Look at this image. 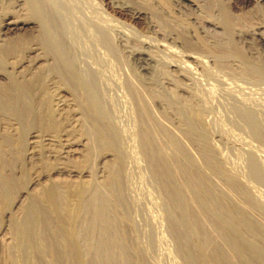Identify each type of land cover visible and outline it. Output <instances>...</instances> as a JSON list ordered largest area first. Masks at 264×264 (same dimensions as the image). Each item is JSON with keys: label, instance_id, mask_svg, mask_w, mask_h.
<instances>
[{"label": "rangeland", "instance_id": "374dc122", "mask_svg": "<svg viewBox=\"0 0 264 264\" xmlns=\"http://www.w3.org/2000/svg\"><path fill=\"white\" fill-rule=\"evenodd\" d=\"M53 1L65 14L58 13L66 36L56 38L61 39L57 47L60 54L66 51L62 55L75 84L59 78L44 47L34 44L36 24L6 28L0 18L1 43L9 47L28 40L32 50L15 75L42 81L46 117L43 127L0 118V132L10 140V148L3 147L5 161L13 166V172L4 171L13 182L12 197L0 195V264H94L103 227L90 226L88 202L96 192L111 213L112 236L119 237L114 253L124 251L125 264H264V4ZM132 11L144 14L136 17ZM25 12L9 21L26 18ZM135 52L145 61L135 59ZM166 167L173 171L168 174ZM200 174L207 180L203 185ZM50 192H56L60 208L50 204ZM179 193L184 208L174 202ZM213 193L218 200L205 209L202 203ZM36 206L46 212L49 227L33 225ZM50 232L55 237L50 239Z\"/></svg>", "mask_w": 264, "mask_h": 264}, {"label": "bare ground", "instance_id": "6f19581e", "mask_svg": "<svg viewBox=\"0 0 264 264\" xmlns=\"http://www.w3.org/2000/svg\"><path fill=\"white\" fill-rule=\"evenodd\" d=\"M53 0H0V7L3 11H5V13L3 12L2 14L0 13V18L4 19L5 21L3 26L8 28V27H15L18 29V27H23V26H30V25H33V24H36L38 26V34L36 35V37H33V40H34V44L37 42V43H40L41 46L44 47L45 51H46V54L48 55L49 58H52V62L50 60V62L52 63V66H51V70L56 73V75H58L59 78L63 79L64 81L66 82H69L71 84H73V78L70 79L69 77V72H68V69H72L71 68V65L69 66L70 68H68V66H66V63H65V59H64V52L65 49H64V52L63 53H59V50L57 47V45L59 44V39H56V38H59V37H63V36H66L64 35L65 33V30L61 28L60 25H58V8L56 10V6L54 5V1L52 2ZM58 2V0H56ZM64 2V1H63ZM259 3L261 4H264V0H258ZM70 3V2H69ZM61 5V4H60ZM189 6L193 7H197L194 3L190 2L188 3ZM62 6V5H61ZM60 6V8H61ZM59 7V6H58ZM64 7V6H63ZM67 8V7H66ZM26 11L28 15H26V18H23L21 19V16L20 18L18 17V19L14 20V21H9V18L10 16H14V15H19L21 14L20 12L22 11ZM131 11V10H130ZM25 12V13H26ZM19 13V14H17ZM62 13V11H61ZM133 15L136 16V17H141L143 16L144 13H141V12H137V11H132ZM131 13V14H132ZM60 14V13H59ZM64 14V13H63ZM63 14H60L61 16ZM60 16V17H61ZM65 17V14L64 16ZM62 17V18H63ZM134 17V18H136ZM67 18V17H66ZM70 19V17H68ZM14 19V18H13ZM68 19V20H69ZM60 20V19H59ZM63 19H61L60 23L62 22ZM79 20V19H78ZM65 22V21H63ZM71 22V21H70ZM73 22V21H72ZM2 24V21L0 22ZM69 23V22H68ZM0 24V25H1ZM64 24V23H63ZM65 25V24H64ZM2 26V25H1ZM113 26V25H112ZM35 27V26H34ZM67 27V26H66ZM69 27V26H68ZM37 28V27H36ZM71 29L73 30V28L71 27ZM108 30V33H109V30L110 29H107ZM1 31V30H0ZM119 31V30H118ZM71 32V31H70ZM122 32V31H121ZM1 34V33H0ZM68 35V33H66ZM113 35V33H111ZM121 34V33H120ZM34 35V34H33ZM72 35V34H71ZM106 35V34H105ZM2 36V35H1ZM70 36V35H69ZM107 36V35H106ZM114 36V35H113ZM111 36V37H113ZM109 37V36H108ZM110 37V38H111ZM118 37V36H117ZM123 37V36H122ZM26 38V37H25ZM67 38H69L67 36ZM72 38V37H71ZM121 38V37H120ZM13 39V38H12ZM18 39V38H17ZM32 39V38H30ZM66 39V38H65ZM116 39V38H115ZM5 40V39H4ZM9 40V39H8ZM59 40V41H58ZM70 40V39H69ZM105 40V39H103ZM107 40V39H106ZM28 41V40H27ZM27 41L25 40H17L15 42H13L12 44H10L11 46L8 47V45H6L7 43L3 44V42L1 43L0 42V118H9V119H13L17 122H19L20 124H25L27 125V127L29 126L28 124L31 123L32 124H37V125H40V127L45 124V119L46 117L44 116V113H43V110H42V100H43V96L41 95L43 93V91L41 92V89H40V86H41V80H35L33 78V81L31 82H25V81H21L19 80L21 78V75L18 76L20 77L19 79L16 77V72L18 70V72H20L18 69L22 64H23V61L21 60L23 55L25 54V52H27L28 50H32V49H28L27 47ZM74 41V40H73ZM11 42V41H10ZM31 43H33L31 40H30ZM63 42V41H62ZM60 42V43H62ZM68 42V41H67ZM112 42V41H111ZM110 42V43H111ZM69 43H72V41H70ZM74 43V42H73ZM107 43V42H106ZM122 43V42H121ZM67 45V44H66ZM78 45V44H77ZM112 45V44H111ZM32 46V45H31ZM39 46V45H38ZM63 46V45H62ZM61 46V47H62ZM71 46V44H70ZM75 46V45H73ZM8 47V48H6ZM34 47V46H33ZM40 48V49H43ZM64 47V46H63ZM69 47V46H68ZM36 48V47H35ZM73 48V47H72ZM71 49V48H70ZM74 49V48H73ZM76 49V48H75ZM62 50V49H61ZM38 51V50H37ZM43 51V50H42ZM73 51V50H72ZM62 52V51H61ZM70 52V50H69ZM75 52V51H74ZM78 52V51H77ZM136 53V52H135ZM138 53V52H137ZM133 54L134 58L137 59V60H140V61H145V58L143 57V55L141 54ZM27 54V53H26ZM64 54V55H62ZM75 54V53H74ZM90 54V53H89ZM69 56V55H68ZM70 56H71V53H70ZM73 56V55H72ZM11 57H20L19 59V63H15V65H12L11 63H9V59ZM67 57V56H66ZM65 57V58H66ZM78 57V56H77ZM40 58V57H39ZM68 58V57H67ZM73 58V57H71ZM191 58V57H190ZM197 58V56H196ZM79 59V58H78ZM18 60V59H17ZM24 60V59H23ZM68 60V59H67ZM71 60V59H69ZM76 60V59H75ZM84 60V59H83ZM192 60V59H191ZM11 61V60H10ZM48 61V60H47ZM77 61V60H76ZM75 61V62H76ZM27 62V61H26ZM25 62V63H26ZM31 62V61H30ZM45 62H46V58H45ZM68 62V65H69V61ZM80 62V61H79ZM149 62V61H148ZM14 63V62H13ZM29 64V63H27ZM33 64V62L31 63V65ZM78 64V63H76ZM24 65V64H23ZM22 65V66H23ZM35 65V64H34ZM78 66V65H77ZM74 67V66H73ZM76 67V66H75ZM33 68V67H32ZM75 70V68H73ZM84 69V68H83ZM92 69V68H91ZM45 70V69H44ZM78 70H81V69H78ZM71 71V70H70ZM77 71V70H75ZM93 71V70H92ZM73 74L75 73L74 71H72ZM97 72V71H96ZM256 72L260 73V71L256 70ZM22 73V72H21ZM40 73H42L40 71ZM222 73V72H221ZM16 74V75H15ZM25 74V73H24ZM33 74V73H32ZM50 74V73H49ZM76 74V73H75ZM76 76V75H74ZM77 76L80 77L77 73ZM81 76H84V75H81ZM24 77V76H23ZM32 77V76H31ZM30 77V78H31ZM38 77V76H36ZM43 77V76H42ZM48 77V76H47ZM56 77V76H55ZM93 77V76H92ZM39 78V77H38ZM81 78V77H80ZM79 78V79H80ZM85 78V77H83ZM87 78V77H86ZM89 78V77H88ZM99 78V77H98ZM29 79V78H28ZM43 79V78H41ZM51 79V78H50ZM23 80V78H22ZM24 80H25V77H24ZM59 80V79H58ZM77 80V79H76ZM91 80V78H90ZM35 81V82H34ZM75 81V80H74ZM81 81H83V79L81 78ZM80 81V82H81ZM86 81V80H85ZM92 81V80H91ZM95 81V80H94ZM58 82V81H57ZM59 83V82H58ZM68 83V84H69ZM85 83V82H84ZM84 83H81L82 85H84ZM92 83V82H91ZM90 83V84H91ZM94 83V82H93ZM92 83V84H93ZM48 84V83H47ZM75 84V83H74ZM78 85V83H77ZM87 85V84H86ZM86 85L84 87H86ZM95 85V83H94ZM88 86V85H87ZM93 86V85H92ZM91 86V87H92ZM97 86V85H96ZM47 87V86H46ZM132 89H135L133 86H131ZM78 88V87H77ZM76 88V89H77ZM83 88V87H82ZM81 88V89H82ZM47 89V88H46ZM58 89V88H57ZM89 89V88H88ZM95 89V88H94ZM67 90V89H66ZM92 90V88H91ZM85 91H86V88H85ZM136 91V89H135ZM81 92V91H80ZM96 92V91H95ZM84 93V92H82ZM97 93V92H96ZM95 93V94H96ZM104 93V92H103ZM44 94V93H43ZM75 95V94H74ZM101 95V94H100ZM73 96V95H71ZM76 96V95H75ZM88 96V95H87ZM85 97V95H84ZM137 97V96H136ZM141 97V96H140ZM47 98V97H46ZM49 98V97H48ZM76 98V97H75ZM142 98V97H141ZM140 98V99H141ZM144 98V97H143ZM77 99V98H76ZM139 99V98H138ZM92 100V99H90ZM142 100V99H141ZM140 100V102H141ZM45 101V100H44ZM84 101V100H83ZM86 101V100H85ZM84 101V102H85ZM94 101V100H93ZM88 102V101H87ZM100 102V100H99ZM49 103V102H48ZM89 103V102H88ZM93 103V102H91ZM95 103V102H94ZM143 103V102H142ZM84 104V103H83ZM81 103V105H83ZM97 104V103H95ZM94 104V105H95ZM45 105V104H44ZM89 105V104H88ZM149 106V105H148ZM85 107V106H84ZM96 107V106H95ZM98 107V106H97ZM96 107V108H97ZM105 107V106H104ZM44 108V107H43ZM142 108V107H141ZM147 108V107H146ZM94 109V108H93ZM143 109V108H142ZM148 109V108H147ZM47 110V109H46ZM91 110V109H90ZM106 111V110H105ZM149 111V110H148ZM147 111V113H148ZM45 112V111H44ZM49 112V111H47ZM95 112V111H94ZM97 112V110H96ZM142 112V110H141ZM146 113V111H145ZM66 114V113H65ZM93 114V113H91ZM96 114V113H95ZM98 114V113H97ZM141 114V113H140ZM46 115V114H45ZM84 115V113L82 114ZM53 116V115H51ZM102 116V115H101ZM143 116V115H142ZM141 116V117H142ZM151 117V116H149ZM51 118V117H50ZM98 118V116H97ZM145 118H147V116L145 115ZM92 119V118H91ZM100 119V118H99ZM106 119V118H105ZM143 119V117H142ZM148 119V118H147ZM8 120V119H7ZM60 120V119H59ZM97 120V119H96ZM11 121V120H10ZM14 121V123H15ZM48 121V120H47ZM95 121V120H94ZM99 121V120H98ZM145 121V120H144ZM147 121V120H146ZM49 122V121H48ZM59 122V121H57ZM150 122V121H149ZM91 123V122H90ZM98 123V122H97ZM51 124V123H50ZM59 124V123H58ZM65 124V122H64ZM191 124V122H190ZM55 125V123H54ZM110 125V124H109ZM146 125V124H145ZM1 126V125H0ZM95 126V125H94ZM143 126V125H142ZM258 126V125H257ZM21 127V126H20ZM25 127V126H24ZM26 127V128H27ZM30 127V126H29ZM34 127V126H32ZM31 127V128H32ZM51 127V126H50ZM101 127V126H100ZM111 127V126H110ZM144 127V126H143ZM23 128V127H22ZM21 128V129H22ZM49 128V127H48ZM256 128V127H255ZM18 129V128H17ZM25 129V128H24ZM42 129V128H41ZM145 129V128H144ZM143 129V130H144ZM34 130V129H33ZM97 130V129H96ZM30 130H28L27 132H29ZM89 131V130H88ZM152 131V130H151ZM164 131V130H163ZM258 132V131H257ZM24 133V131L22 132ZM21 131H20V134H22ZM32 133V132H30ZM149 133V131H148ZM164 133V132H163ZM166 133V132H165ZM19 134V135H20ZM26 134V133H25ZM104 134V133H103ZM141 134V133H140ZM150 134V133H149ZM24 135V134H23ZM23 135H22V138H23ZM28 136V138L31 136L29 133L26 134ZM91 135V134H90ZM25 136V137H27ZM168 136V135H167ZM149 137V136H148ZM170 137V136H169ZM19 138V137H18ZM110 138V137H109ZM173 138V137H172ZM20 139V138H19ZM25 139V138H24ZM142 144L141 146H144L145 147L148 145V140H147V136L146 134L144 133L142 135ZM153 139V138H152ZM151 139V140H152ZM167 139V138H166ZM170 139V138H169ZM154 140V139H153ZM152 140V141H153ZM171 140V139H170ZM23 141V139L21 140ZM26 140H24L23 144L26 143L25 142ZM150 141V140H149ZM28 142V141H27ZM112 142V141H111ZM154 142V141H153ZM169 142V141H167ZM166 142V143H167ZM20 143V142H18ZM150 143V142H149ZM156 143V142H155ZM154 143V144H155ZM176 143V142H174ZM172 143V144H174ZM26 145V144H25ZM157 145V144H156ZM150 146V145H149ZM178 146V145H177ZM3 147H6V148H10V140L8 139V136L7 134H2V132H0V195L2 198H4V200H8L10 199L12 196H11V192H12V185H13V182L12 184L9 182V180L4 176V171L8 168H10L11 170H8L10 172H13V166L11 165H8L7 162L5 161V153H4V150H3ZM22 148H24L25 146H21ZM110 147V146H108ZM179 147V146H178ZM158 148V147H157ZM160 148V147H159ZM158 148V149H159ZM176 148V147H175ZM26 149V147H25ZM150 149V148H149ZM157 149V150H158ZM23 150V149H22ZM117 150V149H116ZM115 150V151H116ZM156 150V151H157ZM159 151V150H158ZM176 151V150H175ZM174 151V152H175ZM24 152V151H23ZM179 151L177 150L176 153H178ZM151 153V152H150ZM159 153V152H157ZM200 153V152H199ZM161 154V153H160ZM158 155V154H157ZM156 156V155H155ZM154 156V153L152 154L151 153V161L152 162H157V160L153 161L155 158ZM160 156V155H159ZM177 156V155H175ZM260 156V155H259ZM258 156V157H259ZM157 157V156H156ZM261 157V156H260ZM159 158V157H158ZM264 158V156H263ZM165 159V158H164ZM179 159V158H178ZM190 160V159H189ZM166 161V160H165ZM173 161V160H172ZM151 162V163H152ZM179 164V162L177 163V165ZM8 165V166H7ZM208 165V164H207ZM152 166V165H151ZM161 167V166H160ZM159 167V168H160ZM177 167V166H176ZM161 169V168H160ZM165 169V168H163ZM179 169V168H178ZM208 169V168H207ZM158 170V169H157ZM156 170V171H157ZM167 170V171H165ZM165 170H162V171H165L167 172L168 174H170L173 170L171 168H168L166 167ZM180 170V169H179ZM160 172V171H159ZM203 173V172H202ZM12 174V173H11ZM206 174V173H205ZM205 174L203 177H205ZM208 174V173H207ZM162 175V174H161ZM172 175V174H171ZM198 176V182L199 184L203 185L205 184V178H203L200 175H197ZM208 176V175H207ZM206 176V177H207ZM10 177V176H9ZM169 177V176H168ZM167 178V177H166ZM209 179V178H207ZM207 181V180H206ZM168 182V181H167ZM173 183V182H172ZM192 187V186H191ZM13 188V187H12ZM199 190V189H198ZM14 191V190H13ZM96 191V190H95ZM204 193V192H203ZM212 193V192H211ZM50 198H51V203L52 206L54 207H57V208H60V204L59 202L57 201V197H56V192H50ZM98 192H96V194H92L89 198V210L91 213H89V215L91 214V222H90V226L92 227V230H95L96 229V226H103L102 228L100 227V231L98 233V236H97V241H96V247H97V250L95 254V259H94V264H125V252L121 250V252H117L118 254L115 255L116 253H114V246L115 244L117 245V241H118V238H114L115 236H112L111 234V229L114 228L112 227V222L109 221L108 219V216L107 214V207H106V202L105 200L103 199V197L98 196L97 195ZM101 194V193H100ZM183 194L180 195L177 194L174 198H175V204L178 206V208H180L183 204V197H182ZM205 195V194H204ZM217 195L213 193V196L210 198H207L208 200H206L205 203H202V205L205 207V209L207 207H211L212 204H216V201L218 200V198L216 197ZM105 197V196H104ZM106 199V198H105ZM202 199V198H201ZM230 199V198H229ZM203 201V200H202ZM201 201V202H202ZM185 202V201H184ZM109 204V203H108ZM32 205H34L32 203ZM32 205L30 207H32ZM40 205V204H39ZM110 206V205H109ZM176 206V207H177ZM218 206V205H217ZM183 207V206H182ZM220 207V206H219ZM184 208V207H183ZM33 210H31V221H33V225L36 226V227H39L40 226V223L41 225H45V227H49L48 225L50 224L49 222V219L47 217V214L45 211H41L40 209L42 208H38L37 206L35 208H31ZM56 209V208H55ZM88 209V208H86ZM209 209V208H208ZM211 210L213 208H210ZM220 209V208H219ZM226 210L225 213H230L229 211V208L227 206H225L224 208ZM45 210V209H44ZM185 210V209H184ZM244 210V209H243ZM210 211V210H209ZM224 211V210H223ZM84 212V211H83ZM182 212V211H181ZM213 212V211H212ZM237 213V212H236ZM111 214V213H109ZM235 214V213H234ZM88 215V216H89ZM113 215V214H112ZM111 215V216H112ZM190 214L186 215L185 214V218L184 219H189L188 216ZM86 216V215H84ZM220 216V215H219ZM218 216V217H219ZM29 217V216H28ZM86 218V217H85ZM111 218V217H109ZM115 218V217H114ZM201 218V217H200ZM221 218V216H220ZM30 219V218H29ZM243 219V218H242ZM193 220V219H192ZM230 220V219H229ZM30 221V222H31ZM185 221V220H184ZM188 221V220H187ZM200 221V220H199ZM226 221V220H225ZM89 222V221H88ZM116 222V221H115ZM29 223V222H27ZM83 223V222H82ZM245 224V223H244ZM246 224H248L246 222ZM116 225V224H115ZM81 226V225H80ZM192 226V224H191ZM251 227V225H249ZM248 226V228H249ZM42 227V226H41ZM40 227V228H41ZM262 227V226H261ZM194 228V226L192 227ZM233 228V227H232ZM18 229V228H17ZM86 229V227H85ZM89 229V228H88ZM99 229V228H98ZM189 229V228H188ZM252 229V228H251ZM43 230V229H42ZM47 230V229H44V231ZM54 230V229H53ZM84 230V229H83ZM97 230V229H96ZM116 230V229H115ZM191 230H194V229H191ZM191 230L189 229L188 231L191 232ZM203 230V229H202ZM26 232V231H25ZM29 232V231H28ZM49 232V231H48ZM77 232V231H76ZM82 232V230H81ZM224 232V231H223ZM238 232V231H237ZM17 233V232H16ZM35 233V232H34ZM83 233V232H82ZM114 233V231L112 232ZM259 233V232H258ZM28 234V233H27ZM47 234V233H46ZM55 234V232H54ZM53 234V235H54ZM79 234V231L78 233ZM87 234V233H85ZM192 234H193V231H192ZM195 234V233H194ZM242 234V233H240ZM19 235V234H18ZM21 235V234H20ZM19 235V237H20ZM51 232L49 233V237L51 239ZM52 235V236H53ZM58 235V234H57ZM90 235V234H89ZM24 236V235H23ZM28 237V235H26ZM83 236V235H82ZM88 236V235H87ZM32 237V236H31ZM46 237V236H45ZM55 237V235H54ZM53 237V238H54ZM70 237V236H69ZM73 237V236H71ZM76 237V236H75ZM238 237V236H237ZM259 237V236H258ZM34 238V237H33ZM41 238V237H40ZM79 238V237H78ZM91 238V237H90ZM23 239V238H22ZM49 239V238H48ZM47 239V240H48ZM73 239V238H72ZM71 239V240H72ZM76 239V238H75ZM46 240V241H47ZM70 240V242H71ZM78 240V239H77ZM76 240V241H77ZM87 240H88V237H87ZM92 239H90L91 241ZM120 240V239H119ZM225 240V239H224ZM232 240V239H231ZM245 240V239H244ZM44 241V240H43ZM250 241V240H249ZM21 242V241H20ZM66 242H69V241H66ZM65 242V243H66ZM69 242V243H70ZM94 242V241H93ZM183 242V241H182ZM241 242V241H240ZM50 243V242H49ZM76 243V242H75ZM92 243V242H91ZM95 243V242H94ZM23 244V243H22ZM25 244V243H24ZM55 244V243H54ZM86 244V243H85ZM89 244V242H88ZM87 244V245H88ZM38 245V244H37ZM51 245H53L52 243L50 244V247ZM89 245H92V244H89ZM247 245V244H246ZM33 246V245H32ZM39 246V245H38ZM83 246V245H82ZM81 246V247H82ZM83 247H86L83 246ZM89 247V246H88ZM87 247V248H88ZM118 247V245H117ZM183 247H184V244H183ZM17 248V247H16ZM21 248V247H20ZM22 248H24L22 246ZM57 248H58V245H53V251H56L57 252ZM73 248V247H72ZM74 250L73 252L75 254L78 253V250H80L78 247V250L76 248V246H74ZM252 248V247H251ZM30 249V248H29ZM52 249V248H51ZM95 249V248H94ZM121 249V248H120ZM128 249V248H126ZM19 250V249H18ZM81 250H84V249H81ZM89 250H93V249H89ZM217 250V249H216ZM27 251V250H26ZM39 251V250H37ZM65 251V250H64ZM64 251H61V252H64ZM19 252V251H18ZM59 252V253H61ZM85 252V251H83ZM93 252V251H92ZM116 252V251H115ZM216 252V251H215ZM214 252V253H215ZM261 252V251H260ZM32 253V252H30ZM34 253V252H33ZM127 253V252H126ZM184 253L185 255H189L191 254L190 253V250H188V248L184 249ZM263 253V251L261 252ZM64 254V253H63ZM85 254V253H84ZM89 255V253H87ZM213 254V253H212ZM18 255V254H17ZM28 255V254H27ZM83 255V254H82ZM16 256V255H15ZM25 256V255H24ZM29 256V255H28ZM56 256H57V253H56ZM64 256V255H63ZM62 256V257H63ZM85 256V255H83ZM93 256V254H92ZM238 256V255H237ZM262 256L264 257V255L262 254ZM58 257V256H57ZM88 257V256H87ZM243 257V256H242ZM26 258V257H25ZM60 258H61V255H60ZM93 258V257H92ZM189 258H190V255H189ZM192 258V257H191ZM190 258V259H191ZM78 259V258H77ZM129 260V259H128ZM189 260V259H188ZM77 261V260H76ZM93 263V262H92ZM226 263V262H225ZM229 263V262H228ZM231 263V262H230ZM232 264V263H231Z\"/></svg>", "mask_w": 264, "mask_h": 264}]
</instances>
